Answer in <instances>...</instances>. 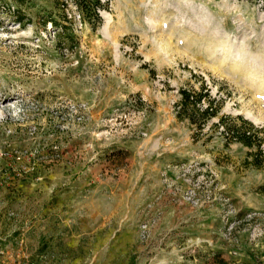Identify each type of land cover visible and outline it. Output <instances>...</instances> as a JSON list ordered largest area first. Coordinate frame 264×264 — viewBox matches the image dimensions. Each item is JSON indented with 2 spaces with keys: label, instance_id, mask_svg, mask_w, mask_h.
Here are the masks:
<instances>
[{
  "label": "rangeland",
  "instance_id": "1",
  "mask_svg": "<svg viewBox=\"0 0 264 264\" xmlns=\"http://www.w3.org/2000/svg\"><path fill=\"white\" fill-rule=\"evenodd\" d=\"M106 4L0 0L1 264H264L262 0Z\"/></svg>",
  "mask_w": 264,
  "mask_h": 264
},
{
  "label": "trees",
  "instance_id": "2",
  "mask_svg": "<svg viewBox=\"0 0 264 264\" xmlns=\"http://www.w3.org/2000/svg\"><path fill=\"white\" fill-rule=\"evenodd\" d=\"M78 11L79 15L82 18L83 22H89V23H101L102 19L99 16L100 11L107 10L108 11V3L109 0H107L106 3H104L102 0H73ZM264 4V0H262ZM63 9H66V5L62 6ZM24 15L19 13V17H17V21L19 24H24L25 19ZM47 25H51L52 27L56 28L57 30H62L63 33L70 38L73 36V34H68V28H73V21L66 15L65 13L62 14V21H57L56 19L50 17L46 21H44L43 26L46 28ZM71 26V27H69ZM181 95L183 97V102L185 105H190L192 109L194 110V113H201V116L204 118V121H207L209 118L217 115V112L214 110V107H212V104L209 103L206 110L201 111L198 107L202 101V95H192L190 92L186 90L181 91ZM242 119V118H241ZM245 125H247V121H244ZM203 126V125H200ZM256 131H253L255 133ZM254 137L251 132H248L246 130H242L241 132L237 133V137H235V141L240 142L241 144L245 145L248 148H253L255 146V143H253ZM263 139H259L258 142H256L259 146L262 144Z\"/></svg>",
  "mask_w": 264,
  "mask_h": 264
},
{
  "label": "bare ground",
  "instance_id": "3",
  "mask_svg": "<svg viewBox=\"0 0 264 264\" xmlns=\"http://www.w3.org/2000/svg\"><path fill=\"white\" fill-rule=\"evenodd\" d=\"M157 0H152V2L154 3V2H156ZM182 1V0H181ZM154 14L156 15V12H154ZM106 16H105V19H106V21L107 22H112V17H111V15L110 14H108V13H106L105 14ZM151 25H154V26H156L157 25V19H156V17L155 16H153L151 19H150V22H149ZM231 46V45H230ZM164 47V46H163ZM162 47V48H163ZM225 51H226V57H228V56H230L231 54H232V50H231V48L230 47H226L225 48ZM249 75L250 76H252V77H256L257 75L256 74H252V73H249ZM262 81V80H261ZM263 85H264V83H263Z\"/></svg>",
  "mask_w": 264,
  "mask_h": 264
},
{
  "label": "built area",
  "instance_id": "4",
  "mask_svg": "<svg viewBox=\"0 0 264 264\" xmlns=\"http://www.w3.org/2000/svg\"><path fill=\"white\" fill-rule=\"evenodd\" d=\"M4 252H0V264H1V257L3 256ZM13 264H33L32 262L23 259L21 261H13Z\"/></svg>",
  "mask_w": 264,
  "mask_h": 264
},
{
  "label": "water",
  "instance_id": "5",
  "mask_svg": "<svg viewBox=\"0 0 264 264\" xmlns=\"http://www.w3.org/2000/svg\"><path fill=\"white\" fill-rule=\"evenodd\" d=\"M102 18H103V16H102Z\"/></svg>",
  "mask_w": 264,
  "mask_h": 264
}]
</instances>
